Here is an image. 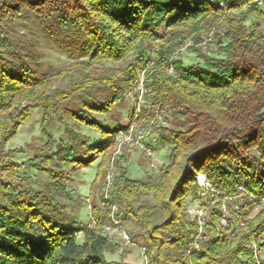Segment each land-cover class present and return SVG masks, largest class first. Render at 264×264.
<instances>
[{
    "label": "trees",
    "instance_id": "trees-1",
    "mask_svg": "<svg viewBox=\"0 0 264 264\" xmlns=\"http://www.w3.org/2000/svg\"><path fill=\"white\" fill-rule=\"evenodd\" d=\"M263 3L0 0V264H127L107 260L119 246L104 233L109 208L100 205L103 193L92 198L95 226H82L69 212L65 166L86 168L99 156L104 164L96 181L106 178L112 161L111 200L120 205L123 222L144 229L148 264H264V209L248 218L242 211L264 198V31L249 24L264 22ZM31 15L89 58L71 65L80 78L65 89L55 87L59 76H46L11 34ZM184 48L203 66L186 68L176 59ZM139 73L150 122L159 112L183 128H156L171 145L169 162L158 176L134 180L123 166L127 155L112 159L114 141L128 127L109 130L93 114L109 115L125 103ZM69 104L80 107L73 112L78 123L107 138L92 144L67 130L56 149L37 150L28 166L48 182L36 189L22 174L27 164L16 162L18 152L7 144L34 111L43 110L47 122L54 108ZM240 186L246 195L231 207L226 226L221 207L203 202L207 240L192 249L199 222L186 219L189 199H234Z\"/></svg>",
    "mask_w": 264,
    "mask_h": 264
},
{
    "label": "rangeland",
    "instance_id": "rangeland-1",
    "mask_svg": "<svg viewBox=\"0 0 264 264\" xmlns=\"http://www.w3.org/2000/svg\"><path fill=\"white\" fill-rule=\"evenodd\" d=\"M249 24H253L255 27L264 31V22L255 23L250 21ZM48 28H50L49 24L40 22L31 15L26 21L14 24L11 29V34L19 44L22 52L25 54L30 53L36 58L37 63L42 66V70L46 76H59L55 82V87L65 89L72 81H77L80 78L79 73L70 70L71 65L75 61H89V58L81 56L80 47L76 48L73 46L70 48L66 40L59 41L53 33L48 31ZM74 39L78 41V38ZM176 59L182 60L186 68H190L194 65L203 66L196 54L190 52L186 48L176 56ZM125 65H122V67H125ZM136 92L137 88L133 85V87L127 92L125 103L114 105L112 113L109 115L94 113L93 119L109 130L119 127H127L132 122L131 117L134 116L137 99V97L135 98ZM142 106H144V103H142ZM77 109H80V107L75 104L58 106L52 110L47 122H44L45 116L43 110L38 109L33 112L27 123L20 128L17 135H15L7 144L6 149L8 151L18 152L16 162L27 164L26 168L22 171V174L32 179V185L36 189H41L43 185L48 182V178L45 175L39 173L35 168L28 166V162L34 157L37 150L44 148L47 144H50L56 149L59 141L67 140V130H72L89 137L92 144L106 140L107 137L102 136L100 132L76 121L73 112H76ZM140 117L141 120L136 124L148 131V142H150L151 147L155 152V159L158 167L152 169L150 167V159L143 152L134 149L131 154L127 155L128 160L123 165L127 169L129 177L134 180L158 176L160 168L169 162L171 149L169 142L159 134L156 128L151 130L152 127L150 125L149 113L143 111ZM166 127L170 129L183 128L180 123L173 121L172 118H167ZM112 159H114V154ZM101 162L102 156H99L96 162L90 164L86 168L65 166L67 187L73 201L69 212L82 226H93L92 218L94 217L92 211V198H94L95 195L100 196L106 187V178L101 177L96 181V175L101 170L99 168L104 164H101ZM111 166L112 161L104 168L106 175L110 172ZM112 173L114 178L116 173L115 166L112 169ZM201 176L204 177L203 175H199L198 182L199 177ZM95 181L96 185L94 183ZM89 199L91 201L90 203L87 201ZM148 200L153 202L152 198ZM188 202L186 219L187 221L192 222L195 219L199 221L200 218L205 220L209 218V213L203 206L204 203L208 204V207L210 208L218 204V207H221V210L224 208L230 213L232 209L231 207L237 205V203L241 204L243 200L241 198L234 200L217 199L215 203H211L205 199L200 201L195 199V197H191ZM263 209L264 202L261 205L251 204L248 208L242 211L244 216L248 218L255 217ZM124 223L127 230L135 236L137 241L146 245L148 239L143 235L144 229L135 225L132 220H127ZM80 240H82V237H80ZM261 255L264 257V252H262ZM106 257L107 260L111 262L123 261L127 264H142V259L139 257L137 250L129 247L119 246L114 254H106Z\"/></svg>",
    "mask_w": 264,
    "mask_h": 264
},
{
    "label": "built area",
    "instance_id": "built-area-1",
    "mask_svg": "<svg viewBox=\"0 0 264 264\" xmlns=\"http://www.w3.org/2000/svg\"><path fill=\"white\" fill-rule=\"evenodd\" d=\"M173 68H170L169 73H173ZM145 77L143 73H139L138 81H136L137 85V92L135 95L136 103H135V112L132 119V122L127 126L128 129L121 133L119 136L116 137L114 143H115V152H114V159L120 158L121 156L129 155L132 153L134 149H137L141 152H143L149 159H150V167L152 169H156L158 167L157 161L155 159V152L153 148L151 147L150 142H148L149 134L147 133L145 128L139 127L137 124L139 123L140 116L143 113V106L142 103H144V98L146 94V89L144 86ZM137 123V124H136ZM151 130L166 126L167 121L163 118V116L156 112L154 118L152 119L151 123ZM113 163L110 169V172L106 176V183L105 188L103 190V196L100 199V205L102 207H108V218L104 225V233L109 239L116 245L122 246V247H129L136 249L138 252L139 257L142 259V264H148V257H147V247L144 244H141L137 241L134 235H132L126 228L125 223L119 216L120 211V205L118 203L112 202L111 200V190L113 188ZM199 183L201 186H203L204 189H209V185L206 181L205 177H199ZM107 184V185H106ZM246 195V190L243 186L239 187V196H237L234 199L241 198ZM252 199H255L253 196H251ZM230 199V200H234ZM88 203H90V199L87 200ZM261 202H264V198L260 200ZM236 209H239L238 206H235ZM91 209V206H90ZM223 225H227L228 219L231 218L230 213L227 212V210H223ZM205 219H199V229L198 232L194 235L191 248L195 250H200L201 243L207 240V234L204 231V225H205ZM93 226H95V221L92 218ZM255 254L258 255V249L255 246L254 247Z\"/></svg>",
    "mask_w": 264,
    "mask_h": 264
}]
</instances>
